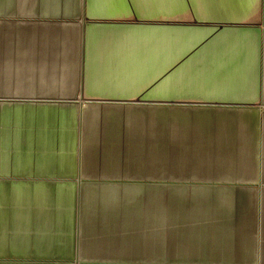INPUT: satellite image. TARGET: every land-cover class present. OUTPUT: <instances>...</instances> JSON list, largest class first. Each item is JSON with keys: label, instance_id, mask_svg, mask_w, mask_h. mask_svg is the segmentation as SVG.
Masks as SVG:
<instances>
[{"label": "crops", "instance_id": "crops-1", "mask_svg": "<svg viewBox=\"0 0 264 264\" xmlns=\"http://www.w3.org/2000/svg\"><path fill=\"white\" fill-rule=\"evenodd\" d=\"M0 188V264H264V0H0Z\"/></svg>", "mask_w": 264, "mask_h": 264}, {"label": "rangeland", "instance_id": "rangeland-1", "mask_svg": "<svg viewBox=\"0 0 264 264\" xmlns=\"http://www.w3.org/2000/svg\"><path fill=\"white\" fill-rule=\"evenodd\" d=\"M180 32V30H147L148 33H152V36H156L155 33L163 32L164 34L170 32ZM175 195V191L168 187L164 188V197L168 198ZM12 190L0 188V247L10 248L12 245V238L10 235V230L12 226ZM21 197L22 194H19ZM16 200L18 197L16 195ZM165 263L164 264H175V252L168 251L164 254Z\"/></svg>", "mask_w": 264, "mask_h": 264}]
</instances>
